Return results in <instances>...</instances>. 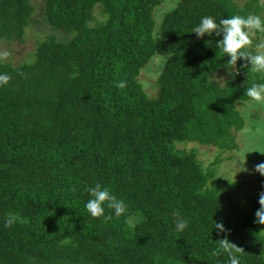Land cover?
<instances>
[{
  "label": "trees",
  "instance_id": "1",
  "mask_svg": "<svg viewBox=\"0 0 264 264\" xmlns=\"http://www.w3.org/2000/svg\"><path fill=\"white\" fill-rule=\"evenodd\" d=\"M162 2L44 0V22L62 38L18 66L0 58L10 76L0 87V264H230L223 239L238 264H264L259 199L225 190L196 150L178 149L236 148L238 105L264 74L228 65L222 37L192 32L204 16L264 19V2L181 0L157 30ZM34 14L32 0H0V44L23 42ZM156 56L165 66L151 99L139 77ZM219 71L238 74L222 87ZM96 183L124 200L123 215H89Z\"/></svg>",
  "mask_w": 264,
  "mask_h": 264
},
{
  "label": "rangeland",
  "instance_id": "2",
  "mask_svg": "<svg viewBox=\"0 0 264 264\" xmlns=\"http://www.w3.org/2000/svg\"><path fill=\"white\" fill-rule=\"evenodd\" d=\"M181 0H163L155 10L157 30L160 28L165 15L173 11ZM242 7L248 0H236ZM264 2V0H262ZM35 7L34 21L26 30L24 41H12L0 44V58L7 64L18 66L30 62L35 55L38 45L50 36L62 38V33L55 32L44 22L42 17L44 0H32ZM96 17L104 20L101 9L96 11ZM205 35L204 37H207ZM254 52H264V47L257 49V45H264V34L257 36L252 33ZM165 66V58L156 56L147 65L139 77L145 91L151 99L158 96V78ZM234 72V71H233ZM230 71H219L213 80L225 87L229 81L236 79V74ZM239 112L244 116L246 126L236 133V148L222 152L217 147L203 146L195 143L178 145V149L185 151L196 150L205 168L216 170V178L223 180V188L234 192L245 202L259 199L264 192V176L256 171V165L264 163V103L249 101L238 105ZM221 160L218 163V160ZM213 184V183H212ZM264 228V227H263Z\"/></svg>",
  "mask_w": 264,
  "mask_h": 264
},
{
  "label": "clouds",
  "instance_id": "3",
  "mask_svg": "<svg viewBox=\"0 0 264 264\" xmlns=\"http://www.w3.org/2000/svg\"><path fill=\"white\" fill-rule=\"evenodd\" d=\"M253 32L264 34V19L259 15H232L228 18H221L217 23L211 16H204L192 33H195L199 38L205 35L222 37L217 43L222 48L227 59L228 65L237 66L240 60L245 61L244 67L250 69L251 72L264 74V52L251 51L253 41L250 38ZM257 49L264 47V45H257ZM250 65V67H249ZM233 72V71H230ZM238 74L237 71L233 72ZM10 76L7 74H0V87L9 83ZM119 87H124L121 83ZM245 95L252 101L257 103H264V83H255L245 89ZM256 171L264 175V163L256 165ZM89 199L85 204V208L92 218L104 220H111L112 215L106 214L107 210H112L115 217H120L126 212V204L124 200L118 198L113 194L108 187L96 183L94 187L87 189ZM258 203L260 208L256 211V222L264 225V192L260 193ZM14 218L7 221L10 226ZM177 231H184L187 227V221L179 218L175 221ZM217 229L225 231L222 223L216 222ZM220 242V250L228 254L230 264H238L237 258L234 255L235 245L227 239Z\"/></svg>",
  "mask_w": 264,
  "mask_h": 264
}]
</instances>
